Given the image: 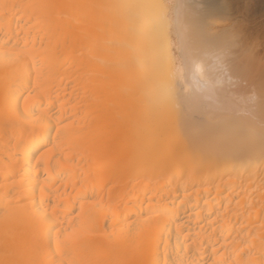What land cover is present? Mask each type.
I'll list each match as a JSON object with an SVG mask.
<instances>
[{"label": "bare ground", "instance_id": "1", "mask_svg": "<svg viewBox=\"0 0 264 264\" xmlns=\"http://www.w3.org/2000/svg\"><path fill=\"white\" fill-rule=\"evenodd\" d=\"M176 1L0 0V264H264V88Z\"/></svg>", "mask_w": 264, "mask_h": 264}, {"label": "rangeland", "instance_id": "2", "mask_svg": "<svg viewBox=\"0 0 264 264\" xmlns=\"http://www.w3.org/2000/svg\"><path fill=\"white\" fill-rule=\"evenodd\" d=\"M183 1L187 2L186 0H183ZM183 1L181 0V2H183ZM190 1L193 2V0H190ZM190 1L188 0L187 3L189 4ZM201 1H203L204 5H203V3L201 4L198 1L199 5L201 4L202 6L206 7V9H209V11L208 10H204L203 12H202V10L200 11L203 13L202 15L201 14L199 15V18L202 19L200 22L203 25H208V26L213 25V27L216 28V31H215L216 34L212 37V39L214 38V42L212 43V39H210V41H209V45L212 48L211 51L215 50L214 49V46H215L216 47V53L215 54L217 55L216 56L217 60L220 59L219 62L224 61V63H227L225 61H226V59L227 60L229 59V61H230L229 63H231V65L232 64L234 65V67L230 66V65L227 66L228 69L229 68L232 70L235 69V71H234L235 76L233 75L232 81H236L237 79H243L242 77H240L241 73L239 75V73L237 72L240 70L241 67H243L242 71H243V69H244V71L243 72L240 71V72H242L244 74L246 73L247 76H245L243 74L241 76H245L246 77V78L244 77L245 80L247 78H249L250 81L252 80L251 82H255V83H253L254 87L252 88L254 90V91L252 90L253 93H258V92L262 93L264 90L263 89L264 85H262L264 83V0H201ZM175 2L177 3L176 0H175ZM192 2H190V3L192 4ZM179 4L180 3H178V5ZM191 4H189V6H188L189 8L186 7V9H187L186 11L189 10V12H191V13H189L190 18L187 17L188 19H185V16H183L187 22L184 26L186 29L188 28L187 31H189V33L185 32L186 29H184V32L187 33V36H189V34H191V35L193 34L192 36L195 37V31H196L195 28L197 27V25L199 24L202 28L203 27L205 28V26H202V24L200 22L198 23L197 18L195 19V17H198V13L196 11L191 10V9H194V8H192L193 5H191ZM180 6L181 5L178 6V10L179 9L183 10L184 5H182L183 7L181 6L182 8H179ZM196 6L198 7L197 4L195 5V7ZM199 9H203V8L199 7ZM184 11H185V8H184ZM178 12L181 13V11H178ZM185 12L183 14L186 15ZM195 13H197V16ZM203 16H209V17H203ZM213 19L214 20L216 19V23L219 22L218 23L219 26L214 25V23L208 24ZM214 20H213V22H215ZM233 20H237L235 22H237L238 24L233 22ZM205 21L208 23L204 24ZM231 23H232V25L234 24L233 29H232ZM223 24H225V26ZM226 24H229V26H231V27H229ZM239 24H240V26H238ZM220 25L222 26L223 29L221 28ZM208 26H206V27H208ZM226 29H228V30H226ZM189 38L191 39L190 43L192 44L194 41V40L192 41L193 37H189ZM204 39H205V37H204ZM191 44H189L190 46H192L191 51L195 55V49L193 48L194 43L192 45ZM189 45H188V47H189ZM188 47H186V49H187L186 51L189 50ZM192 52L188 51V53H192ZM240 52H241V55H240ZM185 53L184 54L177 53V54L178 55L179 54L185 55V57H187L186 55H188V54H185ZM237 53L239 54V56L237 55ZM234 54L237 55L236 56L237 59H238V57L240 58V60H239L240 65L239 64L237 65V62H236L237 59L236 60L233 59V56L235 57ZM194 55L192 54L190 56V58L188 56L186 58V61L188 62L189 60L190 61L194 60V58H195ZM211 56L213 58V55H211ZM181 57H184V56H180V58ZM230 58L232 60H230ZM212 60H214V59H212ZM186 61H184V62L186 63ZM224 63H223V65L221 64V66L224 67ZM191 64H193V62ZM227 65H228V63H227ZM189 68H190V66H189ZM224 68H226V67H224ZM252 74H254V75H252ZM255 78H257V80ZM260 82H263V83H260Z\"/></svg>", "mask_w": 264, "mask_h": 264}]
</instances>
